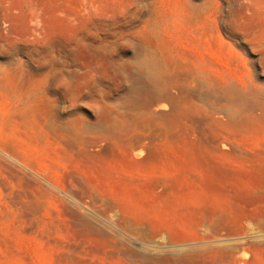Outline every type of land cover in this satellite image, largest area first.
I'll return each instance as SVG.
<instances>
[{
    "label": "rangeland",
    "instance_id": "obj_1",
    "mask_svg": "<svg viewBox=\"0 0 264 264\" xmlns=\"http://www.w3.org/2000/svg\"><path fill=\"white\" fill-rule=\"evenodd\" d=\"M0 264H264V0H0Z\"/></svg>",
    "mask_w": 264,
    "mask_h": 264
},
{
    "label": "bare ground",
    "instance_id": "obj_2",
    "mask_svg": "<svg viewBox=\"0 0 264 264\" xmlns=\"http://www.w3.org/2000/svg\"><path fill=\"white\" fill-rule=\"evenodd\" d=\"M229 92L230 93H232V94H239V96H243V97H247V96H249L253 91H250V92H248V93H243V92H240V91H238V90H236V89H229ZM255 97V96H254Z\"/></svg>",
    "mask_w": 264,
    "mask_h": 264
}]
</instances>
